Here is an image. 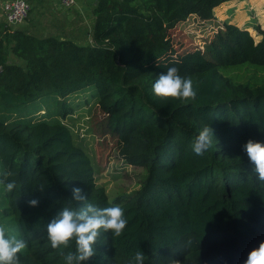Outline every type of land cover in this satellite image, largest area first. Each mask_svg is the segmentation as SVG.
<instances>
[{
  "label": "trees",
  "instance_id": "trees-1",
  "mask_svg": "<svg viewBox=\"0 0 264 264\" xmlns=\"http://www.w3.org/2000/svg\"><path fill=\"white\" fill-rule=\"evenodd\" d=\"M225 1L97 0L87 43L0 21V179L8 172L15 183L11 193L0 184V226L26 241L21 264H66L61 251L75 252V242L53 249L47 236L60 209L77 207L74 187L97 207L120 206L128 221L121 237L102 234L84 264H137L138 250L144 264H244L264 241V181L244 150L264 143V29L255 25L257 40L225 22L205 48L172 57L178 22L211 19ZM169 67L191 78L195 99L154 94ZM92 88L121 156L146 169L133 193L109 195L64 120L65 97ZM205 127L212 146L196 155Z\"/></svg>",
  "mask_w": 264,
  "mask_h": 264
},
{
  "label": "clouds",
  "instance_id": "clouds-1",
  "mask_svg": "<svg viewBox=\"0 0 264 264\" xmlns=\"http://www.w3.org/2000/svg\"><path fill=\"white\" fill-rule=\"evenodd\" d=\"M154 94L168 102L169 100L195 99L196 92L191 78H184L179 74L177 67H169L161 73L153 84ZM214 135L211 127H205L195 137L192 149L196 155H204L212 146ZM244 150L254 165V172L258 179L264 181V143L249 140L244 145ZM0 184H5L6 191L11 193L15 188L14 182H6L10 175L4 172ZM41 192L45 189L41 186ZM71 200L76 208L64 207L47 224V236L53 249H69L75 242V252L66 254L61 251L66 264H84L90 260L96 252L94 245L104 233H111L119 238L124 234L128 224L124 210L120 206L100 208L90 203L84 189L72 188ZM39 199L28 200L30 207H38ZM27 248V243L15 234H8L3 226H0V264H21L19 254ZM137 264H144L145 254L138 250L135 252ZM244 264H264V241L260 242L247 256Z\"/></svg>",
  "mask_w": 264,
  "mask_h": 264
},
{
  "label": "rangeland",
  "instance_id": "rangeland-1",
  "mask_svg": "<svg viewBox=\"0 0 264 264\" xmlns=\"http://www.w3.org/2000/svg\"><path fill=\"white\" fill-rule=\"evenodd\" d=\"M28 1L32 5L28 19L39 17L43 0ZM249 13L254 15L251 18V23L255 24L254 27H250V23H248L246 29L256 38L260 33L256 30L255 25L261 24V18L264 16V3L260 9L249 10ZM6 24L12 28L18 26L4 22V25ZM90 24L91 21L88 18L80 27L79 33L82 36L75 40L81 43H87L91 40L88 36ZM222 24L213 19L202 21L195 16L178 22L176 27L171 30L174 44L172 57L180 59L184 54L196 53L199 49L205 48L218 29L223 26ZM92 89L91 92L90 90H81L65 97L67 111L64 120L70 125L76 141L82 144L91 155L96 168V179L99 184L106 187L109 195L113 198L133 193L140 188L146 169L140 165L127 162L121 156L118 137L109 128L107 113L97 102V96L94 95L96 93L95 88ZM41 100L30 103V109L36 110ZM38 113H44V109ZM119 264H123V261Z\"/></svg>",
  "mask_w": 264,
  "mask_h": 264
},
{
  "label": "crops",
  "instance_id": "crops-1",
  "mask_svg": "<svg viewBox=\"0 0 264 264\" xmlns=\"http://www.w3.org/2000/svg\"><path fill=\"white\" fill-rule=\"evenodd\" d=\"M5 1L6 0H0V21L2 23L6 22L3 10V3ZM96 2L97 0H77L75 5L65 8L62 6L61 0H43L40 16L34 19H28V17V20L26 19L20 22V24H16L18 25L16 28L38 36L58 35L76 39L82 36V34L79 33L80 27L84 25L85 21L89 18L91 24L88 36L91 38V29L94 22L93 8ZM263 3L264 0H228L215 8V16L211 19L214 21L217 20L223 24L225 22H233L245 28L247 24L250 23V27H254L255 23H251V18L254 15L250 14L249 10H256V8L260 9ZM192 16L200 18L198 15L192 14L188 19ZM205 20L210 19H202V21ZM261 20V24H257L264 29V16ZM58 22L61 23L59 24ZM261 38L262 35L260 34L256 37L257 40Z\"/></svg>",
  "mask_w": 264,
  "mask_h": 264
},
{
  "label": "built area",
  "instance_id": "built-area-1",
  "mask_svg": "<svg viewBox=\"0 0 264 264\" xmlns=\"http://www.w3.org/2000/svg\"><path fill=\"white\" fill-rule=\"evenodd\" d=\"M77 0H61L65 8L75 5ZM31 3L28 0H6L3 3L5 20L9 24H17L25 21L31 12ZM1 69V67H0Z\"/></svg>",
  "mask_w": 264,
  "mask_h": 264
}]
</instances>
